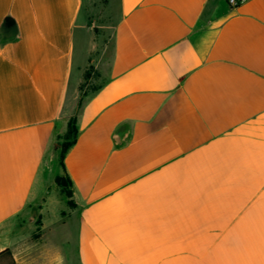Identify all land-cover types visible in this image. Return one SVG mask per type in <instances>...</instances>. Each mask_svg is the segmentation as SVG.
<instances>
[{"label":"crops","instance_id":"0c3cea01","mask_svg":"<svg viewBox=\"0 0 264 264\" xmlns=\"http://www.w3.org/2000/svg\"><path fill=\"white\" fill-rule=\"evenodd\" d=\"M94 9L112 50L79 107L103 63ZM62 174L71 197L50 195ZM5 251L0 264H264V0H0Z\"/></svg>","mask_w":264,"mask_h":264},{"label":"rangeland","instance_id":"374dc122","mask_svg":"<svg viewBox=\"0 0 264 264\" xmlns=\"http://www.w3.org/2000/svg\"><path fill=\"white\" fill-rule=\"evenodd\" d=\"M86 11L83 12L81 21L86 18ZM88 29L92 32L94 36H97L98 41L97 44L100 47V52L103 55V63L99 64L97 67H87L84 70L81 79L78 83V89L75 91V97L77 103L83 98L85 101L94 90L100 86L106 78V64L107 59L111 55L112 50V29L109 26L112 25L110 18L106 15L103 9H94L91 10L89 18H88ZM76 53H75V69H74V77L73 82L76 83L80 77L81 69L80 67L83 64L85 58V49H86V34L83 29H78L76 32ZM77 106V105H76ZM71 116L70 118H72ZM69 118V119H70ZM68 119V120H69ZM66 128L62 132L65 133ZM62 142L63 138L60 139ZM62 176H64L62 174ZM69 187L63 189L59 187L56 182L53 183V187L50 189V195L56 197L58 193L61 191L66 195V191ZM57 201V200H55ZM63 207V204L59 202H55L52 204L51 210H57Z\"/></svg>","mask_w":264,"mask_h":264},{"label":"trees","instance_id":"16d2710c","mask_svg":"<svg viewBox=\"0 0 264 264\" xmlns=\"http://www.w3.org/2000/svg\"><path fill=\"white\" fill-rule=\"evenodd\" d=\"M99 87L100 86H98L94 90L93 93H95L99 89ZM83 103H84V100L82 98L79 101V107H81ZM77 137H78L77 118H76V116H73L72 118H70L68 120V123H67V126H66V131L63 134V137H62V134L59 135V137H58V141H59L60 146H61L62 158L65 156V154L68 151V149L72 145H74V143L77 140ZM62 138H63V141L60 142L61 141L60 139H62ZM63 175L64 176L59 175L56 178V184L59 187H62L63 189H65L66 187H69L68 190L65 193H66V196L71 197L72 196L71 181L65 174H63ZM70 204L73 205L74 203L70 201ZM0 256L9 257L10 253H9V251H5Z\"/></svg>","mask_w":264,"mask_h":264},{"label":"built area","instance_id":"2783aa9c","mask_svg":"<svg viewBox=\"0 0 264 264\" xmlns=\"http://www.w3.org/2000/svg\"><path fill=\"white\" fill-rule=\"evenodd\" d=\"M247 0H227L230 6L232 7H238L245 3Z\"/></svg>","mask_w":264,"mask_h":264}]
</instances>
